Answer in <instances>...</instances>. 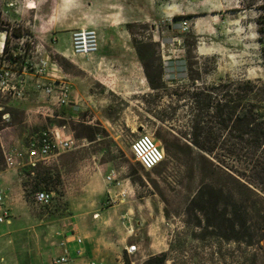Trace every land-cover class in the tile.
<instances>
[{
  "label": "rangeland",
  "instance_id": "obj_1",
  "mask_svg": "<svg viewBox=\"0 0 264 264\" xmlns=\"http://www.w3.org/2000/svg\"><path fill=\"white\" fill-rule=\"evenodd\" d=\"M29 12L32 25L20 24L29 36L10 38L8 57L19 64L36 62L46 49L50 62L69 76L75 99L60 108L44 97L24 102L0 97V138L15 146L35 132L66 125L79 147L36 170L8 171L0 156V173L13 185L4 199L8 216L0 224V263L50 264L57 233L75 230L105 264H147L161 253L168 255L166 264H242L254 249L207 237L202 215L191 212L213 170L210 157L193 144L195 120L207 117L194 96L229 82L264 81V0H38ZM182 18L189 26L185 32ZM80 28L97 30L103 58L58 53L67 46L66 32ZM114 33L119 45L109 53L100 37ZM173 38L183 40V52L172 55L162 46ZM136 43L152 45L153 58L143 63ZM169 56L185 61L178 85L167 84ZM146 65L150 71L162 65L165 89L150 88ZM3 113H9L8 123ZM86 128L98 132L94 140L79 136ZM141 135L150 136L166 155L150 172L131 151ZM206 144L214 146L212 140ZM113 171L129 192L117 204L109 196L119 189L104 181ZM44 189L53 195L47 207L34 199ZM129 245H137L134 254H128Z\"/></svg>",
  "mask_w": 264,
  "mask_h": 264
},
{
  "label": "trees",
  "instance_id": "obj_2",
  "mask_svg": "<svg viewBox=\"0 0 264 264\" xmlns=\"http://www.w3.org/2000/svg\"><path fill=\"white\" fill-rule=\"evenodd\" d=\"M13 35L21 38V28L14 29ZM9 39L6 51H9ZM135 49L143 63L153 58L152 45L136 43ZM13 61L18 62L16 58ZM145 68L150 88L165 89L162 65L153 69L155 73L150 71V66ZM207 93L194 96L207 117L200 115L195 120L193 144L200 153L210 157L206 160L213 167V178L195 194L191 212L202 215L207 237L254 249L250 256L242 258V264H264L261 260L264 259V81L229 82ZM205 123L210 126H203ZM216 125L220 126V134ZM223 132L225 142L218 149ZM97 134L93 128H86L79 136L94 140ZM211 140L214 146L206 144ZM0 156L4 161L1 144ZM197 227L201 228V221ZM167 258V253H161L150 258L147 264H166Z\"/></svg>",
  "mask_w": 264,
  "mask_h": 264
},
{
  "label": "built area",
  "instance_id": "obj_3",
  "mask_svg": "<svg viewBox=\"0 0 264 264\" xmlns=\"http://www.w3.org/2000/svg\"><path fill=\"white\" fill-rule=\"evenodd\" d=\"M38 0H0V32H5L6 38L0 47V97L10 101H29L34 96L44 97L53 101L58 107L64 108L70 105L73 93V84L69 76L55 62H50V54L44 46V54L31 62L19 64L8 57L9 51L5 50L7 37L15 38L14 27L20 28L19 22L9 26V21L3 17L12 10L17 15L23 16L24 12L31 11ZM5 7V9H3ZM17 24V25H15ZM182 31L189 29L187 20L180 22ZM1 28H5L4 31ZM28 37L22 30V37ZM56 41V38H54ZM168 53H181L184 42L181 38H173L167 45ZM41 48V49H42ZM41 51V50H39ZM99 52V35L94 28H80L71 33V53L73 57L91 59ZM172 56H169L171 60ZM177 58L174 56V59ZM15 60V59H14ZM171 77V78H170ZM172 80V76L167 74ZM0 111L4 112V106L0 105ZM55 115V114H54ZM2 119L9 122V113H3ZM0 131V137H1ZM4 163L8 169L30 168L31 170L42 164H47L62 152L73 151L79 147V140L70 132L66 125L47 128L29 135L26 140L18 145H5L0 138ZM131 151L141 168L150 172L158 168L166 158L165 152L148 135H141L131 144ZM104 181L113 188L119 189L116 195L110 194V202L117 204L123 202L129 195L128 189L123 188V180L115 172L107 174ZM4 191L0 190V207L4 202ZM35 202L43 207L50 206L53 195L48 191H37ZM8 211H2L0 224L7 221ZM99 215H95V218ZM59 247L62 252L52 260V264H105L102 261L90 258L84 247V239L78 236L75 230L58 232ZM137 245L127 247L128 254L137 251Z\"/></svg>",
  "mask_w": 264,
  "mask_h": 264
},
{
  "label": "crops",
  "instance_id": "obj_4",
  "mask_svg": "<svg viewBox=\"0 0 264 264\" xmlns=\"http://www.w3.org/2000/svg\"><path fill=\"white\" fill-rule=\"evenodd\" d=\"M3 9H5V7ZM28 13H30V12L29 11L26 12V13L24 12L23 16H21V15H17L14 11L11 10L9 12V14L6 15V16H4L3 18L6 21H9L10 24L19 22V23H24L26 25H32V21L29 18L30 17V14L28 15ZM47 27L46 28L44 27V30L45 29L50 30V26H47ZM53 27H54V29L59 28L57 23L54 24ZM60 31L62 32V31H64V29H61ZM71 33H72V31H67L66 32V34H68V38L66 40L67 41V46L65 47V49H61V48L58 49V53L60 55L64 56V57H67L68 53L71 52ZM50 34L51 35H55V33L52 34V32H50ZM51 37H53V36H51ZM100 38H101L102 41H104V44H106L107 52H109V53L113 52L114 49L117 47V45H119L118 42H115V40H114V39H116V34L115 33L114 34H111V35L104 36V37H100ZM58 40H59V37H58ZM168 43H169V39H168V41H167L166 44H168ZM122 45H125V47H127V48H132V43L131 42H123ZM96 56L98 57V59L99 58L100 59L103 58V54L102 55H99V52L97 53ZM184 64H185V61L183 59H179V60H169V62L167 64V68H166V75L167 74H170V76L173 77L172 80L167 81V84L169 86L170 85H172V86L173 85H178L181 82V80H182V78L184 76V72H185V69H184L185 68V65ZM73 94L74 93H72V98L75 99V97L73 96ZM2 143H3V141H2ZM3 144H5V143H3ZM5 145H7V144H5ZM10 170L15 171V172H18L19 169H9L8 171H10ZM3 175H5V174H1L0 173V190L4 191L5 197H7V193L10 191V188H12L13 185H12V182L11 181H8V180L6 181L5 178H3L4 177ZM4 205H5V201L3 202L2 206L0 207V215L2 214V211H5V210L8 211V209L5 208ZM56 245L57 246H54V247H55V250L57 251V254L54 256V258L57 257L62 252V249L59 247V243H57ZM84 247H85V251H86L87 255L90 258L95 259L93 257V255H91V252L88 250V247L86 245L85 240H84ZM52 260L50 261V264H52ZM0 261L1 262H4V259H1ZM0 264H5V263H0Z\"/></svg>",
  "mask_w": 264,
  "mask_h": 264
},
{
  "label": "bare ground",
  "instance_id": "obj_5",
  "mask_svg": "<svg viewBox=\"0 0 264 264\" xmlns=\"http://www.w3.org/2000/svg\"><path fill=\"white\" fill-rule=\"evenodd\" d=\"M5 38H6L5 33L0 32V47L3 45ZM98 217H100V216H98ZM98 217H96V218H98Z\"/></svg>",
  "mask_w": 264,
  "mask_h": 264
}]
</instances>
